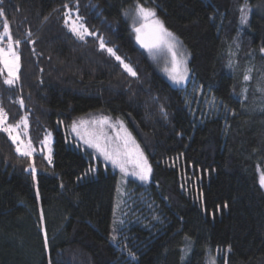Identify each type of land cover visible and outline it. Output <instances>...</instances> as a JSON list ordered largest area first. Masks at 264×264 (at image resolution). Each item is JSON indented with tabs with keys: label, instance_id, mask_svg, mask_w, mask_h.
I'll return each instance as SVG.
<instances>
[{
	"label": "trees",
	"instance_id": "obj_1",
	"mask_svg": "<svg viewBox=\"0 0 264 264\" xmlns=\"http://www.w3.org/2000/svg\"><path fill=\"white\" fill-rule=\"evenodd\" d=\"M137 3L186 50V88L136 45L123 13ZM0 9V32L6 19L20 41L19 80L10 87L0 75V108L7 124L27 120L36 148L45 131L53 137L51 163L35 155L33 178L0 132V264H209L218 253L215 264H264V0H3ZM68 12L93 35H73ZM90 114L121 120L152 169L145 186L127 180L116 211L117 173L63 130ZM134 194L144 205L127 213Z\"/></svg>",
	"mask_w": 264,
	"mask_h": 264
},
{
	"label": "snow or ice",
	"instance_id": "obj_2",
	"mask_svg": "<svg viewBox=\"0 0 264 264\" xmlns=\"http://www.w3.org/2000/svg\"><path fill=\"white\" fill-rule=\"evenodd\" d=\"M3 3V0H0V4ZM65 8H68V5H64ZM247 3L239 8L240 11V22L241 24H246L248 19V14L246 11ZM133 21L134 28L136 32V39L140 45L147 49L149 52L163 51L166 50L167 53L171 56V67L165 68V71L169 73V78L173 80L176 84L183 83L188 77L187 62L184 57V53L179 50L178 46L180 42L170 32L163 24L161 20L157 18L156 11L153 8L145 7L140 3L136 4L135 9L133 10ZM5 15L4 11L0 9V17ZM130 15L128 12H125V16ZM83 18L77 16L76 19H72L71 13H65V25L69 28V31L75 35L79 40L84 41L86 36L93 35L89 29L80 22ZM139 26H136V24ZM7 39V47H0V65L3 67L0 68V75H3V72L7 71V77L4 79V84L8 86H13L19 80V71H20V55L15 50L19 46L20 41L13 40L12 34L10 32L9 23L5 19L3 21V32L0 34V44H3ZM100 39V49L105 50V43L102 38ZM34 43V41H33ZM107 53L110 56L115 57V59L123 66L124 70L131 76L135 77L136 72L124 61L120 56L116 55L112 48L106 49ZM264 52V49H261ZM252 69H249L245 73L243 79L245 82L251 79L250 73ZM264 90V89H261ZM245 93L247 88L244 89ZM21 106H23V101H20ZM120 123V129L123 132V135L117 133L116 140L121 141L122 143L115 144L113 140L107 136L103 130V125L108 124V118H101L99 121H91L93 125L99 124L101 127L99 129H93L89 131L84 120H81L79 125L76 122H73L72 130L81 136V139L92 148H95L105 160L111 162L115 167H119L120 171L125 175L129 174L128 165H132L131 175L138 177L141 181H147L151 174V166L148 164L147 158L144 156L143 152L140 150L139 145L136 144L135 140L132 138L131 133L123 127V122ZM21 125L26 129L28 127L27 120H22L19 124H7V114L4 112L3 108H0V132L7 133L9 139L14 145H16V152L23 156L31 158L35 149L32 147L31 140H28L26 143L21 139L20 128ZM112 127V125H109ZM83 129V135H81L80 129ZM26 134V133H25ZM51 134L49 133L48 136ZM44 144L48 143V137H45L43 142ZM49 149V156L46 157L51 163V155ZM33 173V178H35L36 168L34 164L29 165ZM259 183L262 188H264V174L259 178ZM39 196V192H37ZM113 240L116 239L115 236L112 237ZM47 244V239H45ZM130 256L135 258V253L130 252ZM215 264V262H213Z\"/></svg>",
	"mask_w": 264,
	"mask_h": 264
},
{
	"label": "rangeland",
	"instance_id": "obj_3",
	"mask_svg": "<svg viewBox=\"0 0 264 264\" xmlns=\"http://www.w3.org/2000/svg\"><path fill=\"white\" fill-rule=\"evenodd\" d=\"M135 7H136V5L133 6V7H131V8H129V9H127L125 12H128L130 15L125 16V12H124L123 13V17L129 21V24L131 26L132 33H133V37H134V41H135L136 45L144 52V54L147 56L148 60L153 65V67L155 68V70L171 86H173L175 88H179V89L186 88V86L190 82V73H189V69H188V59H189V56H188L186 50L184 49V47L180 43L179 46H178V48H179L180 51H182L184 53V57L183 58H185L186 59V62H187V69H188L187 77L188 78L183 83L176 84V83L173 82L172 79L169 78V73L165 71V68L166 67H168V68L171 67V56H170V54L167 53L166 50H163V51H155L154 50L153 52H149L147 49L143 48L140 45V43L137 41V39H136V32L133 30V28H134V21H133V15H134V13H133V10L135 9ZM70 13H71L72 19H76V17H77L76 14L74 12H70ZM136 26H139V24L137 23ZM2 32H3V30L0 32V34H2ZM5 41H7L6 38H5ZM5 41H4L3 44H0V47H7V42H5ZM2 67L3 66L0 65V68H2ZM3 73L7 77V71L5 70ZM194 89H195V87L193 86L192 87V90H191V94H194V92H196V90H194ZM197 93H198V91H197ZM190 100H191V98H190ZM104 117H107L108 118V124L103 125L104 132L107 134L108 137H110L113 140V142L115 144L122 143L121 141L116 140V137H117V133L118 132L120 133V135H123V132L120 129V123L118 122V121H121V120L113 119V118H111L109 116H105V115H101V114H90V115H86L84 117H79L74 122H76L77 125H79V123H80L81 120H84L86 122H89L88 124L85 125V127H87L89 129V131H91L93 129H99L101 127V125H99V124L93 125L91 123V121H94V120L95 121H99L101 118H104ZM72 125H73V123L70 124V125H68V126H66V128L63 129L64 132L66 133V135L68 136L69 140L72 139L76 144H78L79 146H81L83 149L88 150L92 154L93 158L99 160L105 166L109 167L112 171H114V172L117 173V188H116V196H117V198H116V201H115V204H114V211L118 210V208L120 207V204H124L123 203V201H124L123 199L126 196V193H124V190H125V185H126L127 180H132V181H134V182H136V183H138L140 185H143V186H145L147 184V181H141L138 177L131 175V171H132V165L131 164L128 165L129 174L128 175H125L124 173H122L120 171L119 167H115V166H113L111 164V162L105 160V158L95 148L89 147L84 142V140L81 139V136L80 135H77V133L72 130ZM109 125H112V127H110ZM123 127L125 129H127V131L129 133H131L128 130V128L125 126L124 123H123ZM80 131H81V135H83V129L82 128L80 129ZM20 133H21V139H23L25 141V143L28 140H31V142H32L31 136H30L29 131H28V127L25 129L23 127V125H21ZM49 133L51 134L50 136H48ZM46 136L48 137V143L47 144H44L43 142H44ZM131 136L134 139V137H133L132 134H131ZM135 142H136V140H135ZM52 143H53L52 133L50 131H45V133L43 135V138H42V140L40 142L39 147L36 148L35 145L32 144V147L35 149V151L33 152L32 157L31 158H28L29 165L35 163V160L34 159H35V155H37V154L43 155L44 156V159L49 163V161H48V159L46 157L49 156V149H50L51 150L50 151V155H51V158H52ZM69 144L71 145L70 142H69ZM136 144L138 145L137 142H136ZM29 169L31 170V168H29ZM262 174H264V168H263V170L259 171V178H260V176ZM262 189L264 191V188H262ZM133 204L134 205L137 204V206H139V210L138 211H140L142 209V205H144V197H143V195H141V194H134V195L131 196L130 199H128L125 202V207H126L127 213H130V207L133 206ZM138 211H136V212H138ZM122 222H123V224L124 223L125 224H128V217L125 216L123 218ZM125 240H126V238H124V239L122 238V241H125ZM123 245L126 246V242L123 243ZM118 247H119V250L121 251V253H124L127 258H130L131 257L129 255V253H130L129 251L131 250L130 247L128 249L127 248H124L123 246H118ZM217 256H221V254L218 253L216 255H214V254L213 255H209V264H213V262H215V259H216Z\"/></svg>",
	"mask_w": 264,
	"mask_h": 264
}]
</instances>
